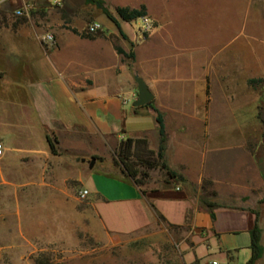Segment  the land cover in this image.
I'll return each instance as SVG.
<instances>
[{"label":"crops","instance_id":"0c3cea01","mask_svg":"<svg viewBox=\"0 0 264 264\" xmlns=\"http://www.w3.org/2000/svg\"><path fill=\"white\" fill-rule=\"evenodd\" d=\"M176 2L140 0L132 6L120 5L130 8L145 5L155 24L153 36L135 48L134 60L129 61L115 47H109L116 60L110 66L94 72L72 69L69 64L58 68L59 76L46 78L40 88L30 87L24 99L18 95L21 99L17 101L18 110L29 115L25 117L28 120L33 112L43 128L56 134L57 138L51 139L55 151L48 136L47 148L42 151L51 155L55 167L77 170L73 177L78 181L82 182L85 173L92 176L99 201L153 212L151 218L134 219L123 227L104 223L102 230L110 240L117 242L122 235L141 229L147 231L145 238L163 236L168 227L188 229L194 243L185 255L188 263L200 259L201 264L209 260L248 264L253 254L252 231L257 222L262 229L261 241L263 234L260 210L264 209V137L251 135V131L261 127L259 113L264 101L261 94L264 81L252 82L264 80L262 42L250 27L258 18L254 20L256 13L248 2L247 15L244 7L240 11L238 33L215 51L211 43H195L183 35L185 22L179 13L172 11ZM129 44L125 41L120 47L128 52ZM104 47L105 43L97 44L99 63L111 53L109 49L106 54ZM246 51L251 56L248 61ZM3 72L4 66L0 65V76ZM136 75L149 85L154 94L153 105L164 119L162 162L184 180L171 178L161 166H141V171L161 168L170 180L152 182L147 173L138 184L116 163L122 142L129 138L134 140L133 159L140 155L158 160L161 135L156 112L152 106H134L138 97ZM226 114L242 123L241 129L246 132L236 149V157L242 159L241 171L223 178L212 166L223 144L212 141L211 130L213 121L223 120ZM148 115L155 120L152 128L144 121ZM27 135L24 132L19 135L24 149L17 157V167L25 163V158L31 159L40 152L36 142L32 143L31 133ZM0 142L4 147L0 159L9 158L13 149ZM101 147L108 149L109 158L100 151ZM184 154L189 158L185 159ZM92 159L95 163L91 166ZM106 161L110 166L105 171L109 178L93 173L97 162ZM17 169L24 174L30 166ZM156 225L162 227L160 234L152 232L151 227ZM92 228L96 232L94 223ZM201 246L204 249L199 252ZM263 258L264 254L255 264H260Z\"/></svg>","mask_w":264,"mask_h":264},{"label":"rangeland","instance_id":"374dc122","mask_svg":"<svg viewBox=\"0 0 264 264\" xmlns=\"http://www.w3.org/2000/svg\"><path fill=\"white\" fill-rule=\"evenodd\" d=\"M100 1L0 0V65L4 66L0 76V140L13 149L9 158L0 159V264H201L200 259L189 263L185 259L187 249L194 244L188 229L168 227L163 236L146 238V229H141L122 235L117 242L110 240L102 230L104 223L123 227L134 219H149L153 212L138 210L133 205L99 201L92 176L87 177L85 173L80 182L73 177L78 174L77 170L55 167L51 155L42 151L47 148V136L55 139L56 134L43 128L33 112L29 122L25 118L29 115L18 110L17 101L24 99L28 89L40 88L39 84H45L42 81L46 78L59 76L58 68L71 65L72 69L94 72L116 61L113 47H120L126 41L130 43L128 53H135L137 46L153 36L155 24L149 15L154 29L146 38L141 34V18L124 21L117 15L118 6H132L140 0ZM176 1L172 11L179 13L185 22L183 35L195 43H211L215 51L238 33L240 11L244 7L247 15L250 2L252 11L258 15L254 17L258 22H251L250 27L260 37V54L264 56V0ZM25 6L29 7L26 11ZM19 9L24 13L18 14ZM106 10L118 18L121 29L107 16ZM93 21H99L103 28L87 34L85 28ZM46 33L54 34V44L45 43ZM100 42L106 44L104 52L107 54L111 48V53L99 63L96 49ZM250 58L246 51L245 59ZM127 59L132 61L134 57ZM261 94L264 97V82ZM259 120L261 127L251 131L254 137H264V101ZM144 121L149 128L155 124L152 115ZM212 125V141L223 144L212 166L223 178L231 172H240L242 159L236 157V149L246 132L241 129L242 123L226 114L223 120H214ZM22 132L25 137L31 133L32 143L36 142L40 152L31 159L25 158V163L17 167V157L24 149L19 143ZM100 151L109 158L107 148L101 147ZM184 158L189 156L184 154ZM29 166L24 174L17 169ZM108 167V161L97 162L93 173L107 177ZM142 173H150L152 182L170 180L161 168L142 169ZM83 187L90 191L86 198L80 197ZM260 212L264 254V209ZM161 228L151 227L155 234H160ZM203 249L201 246L199 252ZM260 264H264V258Z\"/></svg>","mask_w":264,"mask_h":264},{"label":"trees","instance_id":"16d2710c","mask_svg":"<svg viewBox=\"0 0 264 264\" xmlns=\"http://www.w3.org/2000/svg\"><path fill=\"white\" fill-rule=\"evenodd\" d=\"M101 2L100 0H98ZM117 15L124 21H132L137 18H141L144 16H147V10L146 6L142 5L138 8H130L128 6H120L116 9ZM107 16L116 24V26L121 29L120 21L116 16H114L109 10H106ZM116 50L119 54H122L126 57H134V53H128L126 52L122 47H116ZM263 79H254L252 82L259 83L263 82ZM147 106H152L156 112V121L159 125V131L161 135V143H160V149L158 153V160L154 159L151 161L150 159H144L140 155H136V159L132 158L133 152H132V146L134 140L129 138L126 141H123L118 152H117V158L116 163L121 165L123 169L126 171L127 175H129L136 183L141 184L143 182V176H146L147 173H142L140 167L144 166L145 168H154L157 166H161L162 168L166 169L167 174L171 178L184 180V177L180 175L175 170H172L168 167V165L163 161L162 159L164 157V143H165V125H164V119L162 114L155 109L153 102L149 103ZM49 138L50 146L53 151H55V146L53 142L51 141V138ZM261 232L262 229L259 226L258 222L255 224L254 229L252 231V250L253 254L248 262V264H255L256 261L262 256L263 254V246L261 245Z\"/></svg>","mask_w":264,"mask_h":264},{"label":"built area","instance_id":"2783aa9c","mask_svg":"<svg viewBox=\"0 0 264 264\" xmlns=\"http://www.w3.org/2000/svg\"><path fill=\"white\" fill-rule=\"evenodd\" d=\"M28 6H25L23 10H28ZM23 10L19 9L17 11L18 14H23ZM142 20V25H141V34L143 38H146V36L150 35L151 32L154 29V25L152 20L147 16L141 17ZM103 28V25L99 22V21H93L91 23H89L86 28H85V32L87 34H95L97 33L99 30H101ZM43 40L45 41V43L47 44H54L56 42V38L54 36L53 33H46L43 36ZM3 144L0 142V155L3 153ZM90 194L88 189H83L80 191V197L81 198H86L88 197ZM203 264H219V262L217 260H209Z\"/></svg>","mask_w":264,"mask_h":264},{"label":"water","instance_id":"95a60500","mask_svg":"<svg viewBox=\"0 0 264 264\" xmlns=\"http://www.w3.org/2000/svg\"><path fill=\"white\" fill-rule=\"evenodd\" d=\"M135 80L138 87V97L134 101V106L140 107V106L148 105L154 99L153 92L151 91L149 85L142 76L136 75ZM94 163H95V159H92L91 166L94 165Z\"/></svg>","mask_w":264,"mask_h":264}]
</instances>
